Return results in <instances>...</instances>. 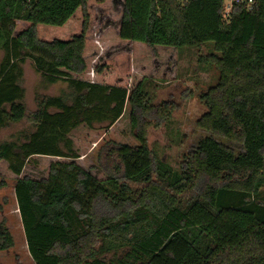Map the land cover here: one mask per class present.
<instances>
[{"label":"trees","instance_id":"16d2710c","mask_svg":"<svg viewBox=\"0 0 264 264\" xmlns=\"http://www.w3.org/2000/svg\"><path fill=\"white\" fill-rule=\"evenodd\" d=\"M225 2L0 0V131L31 126L0 142V164L15 177L35 264H264V0L252 9L233 3L229 13ZM103 11L119 46L149 51L153 61L159 51L171 62L181 47L214 42L207 62L218 81L195 122L209 135L178 170L148 147L151 125L167 123L176 105L150 102L155 74L132 77V52L107 58L103 34L91 35ZM26 60L68 91L38 94L28 111ZM126 108L138 144L104 141L97 162L85 165L74 131L108 129ZM40 160L44 176L26 173ZM0 238V251L13 246L3 223Z\"/></svg>","mask_w":264,"mask_h":264},{"label":"rangeland","instance_id":"374dc122","mask_svg":"<svg viewBox=\"0 0 264 264\" xmlns=\"http://www.w3.org/2000/svg\"><path fill=\"white\" fill-rule=\"evenodd\" d=\"M116 7L117 5L114 3L113 9ZM110 10L111 8L108 9V11ZM107 13L109 12L103 11L101 14H95L91 35H94L96 30L100 32V36L103 34L102 48L109 51L107 58L113 60L116 54L126 49L121 48L114 38L116 25L110 24L109 21H106V25L103 24ZM51 32L57 33L58 31ZM126 51H130L133 56H136L133 59L134 75L132 74V77L143 76L142 71H146L147 74H155L146 86L150 102L172 100L176 105V110L167 123L159 126L151 125L148 147L178 170L179 161L185 152L194 148L204 136L209 135L208 132L199 129L195 122L206 111L205 93L218 81V71L207 62L208 55L214 52V42L209 41L198 47H181L171 62L168 59L170 53L168 50L159 51L158 61H153L154 56L149 51L137 54L134 52V48H128ZM173 63L175 65L171 67ZM21 66L28 111L35 110V98L38 94L59 95L68 91L66 82L48 83L35 70L30 60H26ZM126 109L120 121L108 129L103 126H96V128L83 126L74 131L73 135L77 140L75 146L82 151L85 165L97 162V151L104 141L112 139L131 145L138 144L129 135V108ZM27 129L30 130L31 126L26 120L9 124L0 131V142ZM225 143L236 151L242 150L238 144L229 141H225ZM46 172L47 163L42 160L39 161L37 168L28 166L26 169V173L34 177H42ZM2 182L5 184L3 185ZM0 183L2 184L0 186V223L9 229L14 241L12 247L0 251V264H35L28 251L15 196V177L7 172L5 164H0Z\"/></svg>","mask_w":264,"mask_h":264},{"label":"built area","instance_id":"2783aa9c","mask_svg":"<svg viewBox=\"0 0 264 264\" xmlns=\"http://www.w3.org/2000/svg\"><path fill=\"white\" fill-rule=\"evenodd\" d=\"M254 1L255 0H226L225 2L226 12L229 13L233 3H245L248 9H252Z\"/></svg>","mask_w":264,"mask_h":264}]
</instances>
